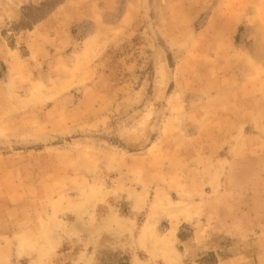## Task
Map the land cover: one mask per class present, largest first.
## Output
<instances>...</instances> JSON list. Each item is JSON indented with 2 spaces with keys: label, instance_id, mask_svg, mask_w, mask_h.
<instances>
[{
  "label": "rangeland",
  "instance_id": "rangeland-1",
  "mask_svg": "<svg viewBox=\"0 0 264 264\" xmlns=\"http://www.w3.org/2000/svg\"><path fill=\"white\" fill-rule=\"evenodd\" d=\"M0 264H264V0H0Z\"/></svg>",
  "mask_w": 264,
  "mask_h": 264
}]
</instances>
